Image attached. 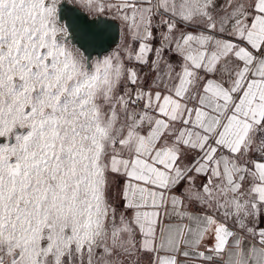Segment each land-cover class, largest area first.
I'll list each match as a JSON object with an SVG mask.
<instances>
[{
	"label": "snow or ice",
	"instance_id": "snow-or-ice-1",
	"mask_svg": "<svg viewBox=\"0 0 264 264\" xmlns=\"http://www.w3.org/2000/svg\"><path fill=\"white\" fill-rule=\"evenodd\" d=\"M0 264H264V0H0Z\"/></svg>",
	"mask_w": 264,
	"mask_h": 264
}]
</instances>
